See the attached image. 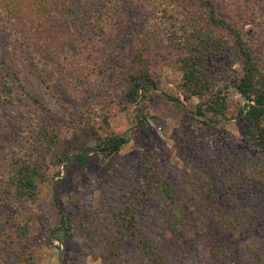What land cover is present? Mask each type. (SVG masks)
I'll list each match as a JSON object with an SVG mask.
<instances>
[{
  "label": "trees",
  "instance_id": "16d2710c",
  "mask_svg": "<svg viewBox=\"0 0 264 264\" xmlns=\"http://www.w3.org/2000/svg\"><path fill=\"white\" fill-rule=\"evenodd\" d=\"M220 8L237 14L243 23L261 22L263 32L249 44L242 25L221 17ZM10 60L14 68L7 64ZM160 62L180 73L177 96L183 103L195 98L194 114L207 117L205 123L241 119L246 125L242 140L259 156L248 159V171L224 183L229 200L221 199V204L209 197L208 181L193 172L201 183L199 211L192 212L200 230L189 225L183 213H174L180 204L168 182L157 179L146 187L145 181L157 172L147 165L136 178L141 180L133 202L113 215L111 227L106 225L101 232L108 241V253L118 258L122 244L129 241L148 264H171V256L181 264L197 255L191 239L196 241L201 232L204 243L200 237V255L194 264H264V248L256 245V232L264 227L260 225L264 209L255 202L258 193L264 192V0L247 4L233 0H0V106L5 107L12 88L27 94L16 74L25 65L46 73L48 83L66 85L71 94L102 91L97 105L86 113L87 119L97 121L90 129L96 146L70 158L78 165L86 163L91 151L110 156L123 145V137L105 134L107 119L116 108L125 112L136 103L140 127L145 117L152 119L143 100L150 88L158 87L154 65ZM64 70L69 74L61 76ZM231 86L244 101L243 108L229 110L226 97ZM30 101L41 108L36 100ZM1 113L0 108V131ZM48 136L31 128L11 148L4 146L0 151V264H34L28 242L39 226L32 205L39 199L38 185L47 171L42 157L34 153L39 144H51ZM122 177L129 188L134 179L131 172ZM149 194L161 208L170 203L174 214L166 219L147 209L149 218L141 222L130 205L140 207ZM238 197H245L248 204H241ZM108 204L104 202L105 211L111 210ZM100 218L104 219L99 213L96 219ZM143 226L162 228L157 235L163 240V251L142 232ZM107 264L117 263L108 260Z\"/></svg>",
  "mask_w": 264,
  "mask_h": 264
},
{
  "label": "rangeland",
  "instance_id": "374dc122",
  "mask_svg": "<svg viewBox=\"0 0 264 264\" xmlns=\"http://www.w3.org/2000/svg\"><path fill=\"white\" fill-rule=\"evenodd\" d=\"M225 1L220 0L221 3ZM233 1L247 4L249 0ZM220 11L223 13H219L221 17L232 18L242 25L241 30L249 44L263 32L261 22L253 20L243 23L237 14L227 9L220 8ZM5 58H8V54ZM12 63L11 60L7 62L14 68ZM154 67L159 74L158 87L150 88L143 100L145 111L153 116L152 119L145 117L143 127H140L134 112L136 103L125 112L116 108L107 119L105 134L123 137V145L110 156L91 151L83 165L71 162L70 158L86 147L96 146L90 129L97 126V121L87 119L86 113L97 105L102 91L71 94L67 86L60 82L48 83L46 73L34 67L25 65L16 70L28 95L12 88L5 107L0 106L3 126L0 135L4 134L0 139V151L4 146L11 148L10 145H14L31 128L52 137L50 145L39 144L34 153L42 157L47 169L44 181L38 185L39 199L32 205L39 226L34 238L28 242L33 250L34 264H107L108 260L117 264H148L139 257L129 241L122 244L121 255L113 258V253H108V241L101 234L106 230V225L107 228L111 227L114 221L112 216L133 202L135 186L137 188L141 180L137 181L136 178L144 167L153 166L157 170L145 181L146 187L150 188L157 179L168 182L173 187V197L176 198L173 199L180 204V209L174 213H183L186 222L197 230V218L192 212L199 211L197 197L201 183L193 172L197 171L203 181H208L212 195H207L214 203L221 204V199L229 200L224 183L249 170L248 159L256 153L252 146L242 140L245 123L234 117L216 124L205 123L203 120L207 117L199 118L194 114L195 98L183 103L177 96L180 73L163 62L156 63ZM65 72L69 74V70H64L61 76ZM166 96L176 98L178 102L169 101ZM32 99L39 102L41 108L35 107L30 101ZM114 100L117 107L118 101ZM226 102L229 110L243 108L244 101L232 86L229 87ZM194 150L197 152L193 153ZM128 171L134 178L129 188L122 177ZM195 190L197 193L193 194ZM238 198L241 204H248L245 197ZM104 202L109 203L111 210L103 209ZM255 202L264 209V192L258 193ZM140 204V207L130 206L137 212V217H141V222L143 218H149L145 211L147 209L156 210V215L165 216L166 219L174 214L170 203L161 208L150 194ZM99 213L104 219H96ZM260 225L264 226V223ZM143 229L142 232L156 245L159 243L160 251H163V240H159L157 235L162 228L143 226ZM197 230L193 229V232L198 233ZM256 233L257 248H264V227ZM118 236L122 238L124 233ZM200 237L202 245L205 235L201 232L196 241L191 239L197 255H190L180 261L181 264H194L198 260ZM109 255L112 258L108 259ZM119 258L121 262L117 261ZM168 261L178 263L173 256Z\"/></svg>",
  "mask_w": 264,
  "mask_h": 264
}]
</instances>
